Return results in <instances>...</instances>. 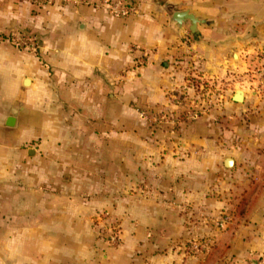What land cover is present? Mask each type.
<instances>
[{"label":"crops","instance_id":"obj_1","mask_svg":"<svg viewBox=\"0 0 264 264\" xmlns=\"http://www.w3.org/2000/svg\"><path fill=\"white\" fill-rule=\"evenodd\" d=\"M127 2L121 17L0 0V264L264 257V86L233 101L264 75V0ZM184 10L197 33L171 22ZM17 30L39 37L37 54L10 44Z\"/></svg>","mask_w":264,"mask_h":264},{"label":"built area","instance_id":"obj_2","mask_svg":"<svg viewBox=\"0 0 264 264\" xmlns=\"http://www.w3.org/2000/svg\"><path fill=\"white\" fill-rule=\"evenodd\" d=\"M23 3H28L34 7L43 8L46 6L54 5L59 2H70L74 4H93L99 8H107L114 15L126 17L133 11L125 0H16ZM10 41L21 50H25L32 54H37L41 49V42L37 35L26 34L23 32H16L10 36ZM150 57V53L142 50L139 57V66H145ZM108 224L105 226V232L102 235V239L109 247H117L120 244L121 237V223L118 219L112 216L106 215ZM225 220H222L224 224ZM199 247H196L198 249Z\"/></svg>","mask_w":264,"mask_h":264},{"label":"rangeland","instance_id":"obj_3","mask_svg":"<svg viewBox=\"0 0 264 264\" xmlns=\"http://www.w3.org/2000/svg\"><path fill=\"white\" fill-rule=\"evenodd\" d=\"M16 32H19L20 33V30H17V31H11L10 32V36L13 34V33H16ZM10 44L12 46H14V44L10 41ZM16 47V46H14ZM17 48V47H16ZM259 74H263L262 71L259 72ZM254 79H257V78H254ZM259 82L258 84H245V83H242V84H237L234 89H237L238 90H247V92L249 93L250 89H253V88H257V87H263L264 86V75L262 77H259V79H257ZM203 88L199 89L201 91L202 94H206L207 93V90H210L212 88V86H210L209 83H205L202 85ZM205 98H207V96H205ZM109 216H112L113 218H116L114 215H109ZM117 219V218H116ZM229 217L228 215H224L222 214L217 222H222V220H225V221H228ZM104 220V226H103V231H102V235L103 233L105 232V226L107 223L108 220H106V215L104 216L103 218ZM204 245H202V243H200V241H190L186 244V247H187V250L191 253H202L203 250H204ZM196 247H199L198 249H196ZM251 264H264V257H261L259 258L258 260H255V261H252Z\"/></svg>","mask_w":264,"mask_h":264},{"label":"water","instance_id":"obj_4","mask_svg":"<svg viewBox=\"0 0 264 264\" xmlns=\"http://www.w3.org/2000/svg\"><path fill=\"white\" fill-rule=\"evenodd\" d=\"M130 1V0H127ZM171 22L176 24L179 27H182L185 23L189 22L191 24L190 31L195 34L198 30V25L202 22L199 18H197L194 14H192L189 10L177 11L172 15ZM29 81V80H27ZM233 101L235 103H243L244 102V92L242 90L236 91L233 96ZM8 126H12L10 123ZM233 160L227 159L226 166L228 168L232 167Z\"/></svg>","mask_w":264,"mask_h":264},{"label":"trees","instance_id":"obj_5","mask_svg":"<svg viewBox=\"0 0 264 264\" xmlns=\"http://www.w3.org/2000/svg\"><path fill=\"white\" fill-rule=\"evenodd\" d=\"M127 2V1H126ZM128 6L131 8L132 2H127Z\"/></svg>","mask_w":264,"mask_h":264}]
</instances>
